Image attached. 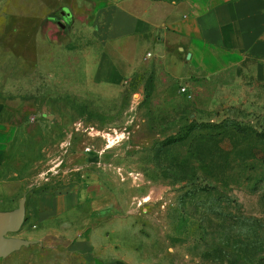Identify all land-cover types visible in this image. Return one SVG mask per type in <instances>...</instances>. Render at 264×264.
Segmentation results:
<instances>
[{
	"label": "rangeland",
	"instance_id": "obj_1",
	"mask_svg": "<svg viewBox=\"0 0 264 264\" xmlns=\"http://www.w3.org/2000/svg\"><path fill=\"white\" fill-rule=\"evenodd\" d=\"M1 1L0 104L17 135L0 182L25 183L32 209L97 176L137 213L127 243L138 264H264V76L250 69L237 90L197 104L186 87L157 99L164 85L149 72L103 89L90 81L87 35L63 30L60 13L39 35L24 19L31 6Z\"/></svg>",
	"mask_w": 264,
	"mask_h": 264
},
{
	"label": "crops",
	"instance_id": "obj_2",
	"mask_svg": "<svg viewBox=\"0 0 264 264\" xmlns=\"http://www.w3.org/2000/svg\"><path fill=\"white\" fill-rule=\"evenodd\" d=\"M17 4L24 12L31 6L32 16L24 19L33 21L39 35L44 19L71 8L73 14L62 19L63 25L73 26L74 35L79 29L91 39L90 81L103 89L122 87L149 72L160 89L164 85V96L157 99L178 98L179 89L186 87L197 104L206 93L237 90L250 69L253 75L264 76V0H17ZM95 51L97 60L92 62ZM14 120L9 108L0 104V167L17 135ZM96 177L59 194L52 203L43 195L31 209L27 199L26 221L13 237L31 245L0 258V264H59L54 253L61 249L78 257L80 264H138L143 256L138 243H127L130 236L137 239V213L122 206L119 196ZM25 191L23 182H0L4 208L0 212L16 210Z\"/></svg>",
	"mask_w": 264,
	"mask_h": 264
},
{
	"label": "water",
	"instance_id": "obj_3",
	"mask_svg": "<svg viewBox=\"0 0 264 264\" xmlns=\"http://www.w3.org/2000/svg\"><path fill=\"white\" fill-rule=\"evenodd\" d=\"M62 16L71 17V13L62 11ZM58 25L65 29L63 23L58 22ZM26 202L27 198L24 197L19 207L12 212H0V258L5 259L15 252L20 251L23 247H28L31 242L21 240L13 237L18 234L26 221Z\"/></svg>",
	"mask_w": 264,
	"mask_h": 264
},
{
	"label": "built area",
	"instance_id": "obj_4",
	"mask_svg": "<svg viewBox=\"0 0 264 264\" xmlns=\"http://www.w3.org/2000/svg\"><path fill=\"white\" fill-rule=\"evenodd\" d=\"M181 93H183V94L187 95V96H188V98H190V97H191V96H190V94H189V92H188V90H187V88H182V89H181Z\"/></svg>",
	"mask_w": 264,
	"mask_h": 264
},
{
	"label": "flooded vegetation",
	"instance_id": "obj_5",
	"mask_svg": "<svg viewBox=\"0 0 264 264\" xmlns=\"http://www.w3.org/2000/svg\"><path fill=\"white\" fill-rule=\"evenodd\" d=\"M61 18H63V19H68L69 17H67V16L64 17V16L61 15Z\"/></svg>",
	"mask_w": 264,
	"mask_h": 264
}]
</instances>
